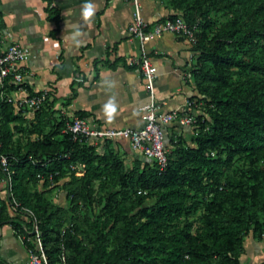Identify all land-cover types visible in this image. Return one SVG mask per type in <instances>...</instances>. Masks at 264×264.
Listing matches in <instances>:
<instances>
[{
  "label": "trees",
  "instance_id": "obj_1",
  "mask_svg": "<svg viewBox=\"0 0 264 264\" xmlns=\"http://www.w3.org/2000/svg\"><path fill=\"white\" fill-rule=\"evenodd\" d=\"M172 5L177 13L166 18L195 27L189 70L195 94L188 99L202 111L189 112L195 131L189 144L164 136L163 169L146 158L126 167L110 140H71L62 131L66 118L56 121L47 100L27 118L0 98L10 197L34 215L48 263L62 253L66 264H240L245 237L264 235V0ZM15 87L4 83L0 91ZM66 177L63 208L45 191ZM5 224L34 250L0 196Z\"/></svg>",
  "mask_w": 264,
  "mask_h": 264
},
{
  "label": "crops",
  "instance_id": "obj_2",
  "mask_svg": "<svg viewBox=\"0 0 264 264\" xmlns=\"http://www.w3.org/2000/svg\"><path fill=\"white\" fill-rule=\"evenodd\" d=\"M88 3L94 5L95 13L85 20L82 13ZM139 6L147 23L177 13L172 0H140ZM131 12L128 0H0V47L16 43L28 51L22 66L24 84L31 92L46 90L51 109L61 115L73 117L81 112V117L98 127L139 128L143 124L140 107L148 95L133 62L141 46L126 32ZM142 49L156 70L153 87L159 112L196 114L198 103L188 99L195 94L189 74L190 43L165 32L145 42ZM187 127L167 123L164 133ZM112 144L121 145L130 156L138 154L124 140ZM25 258L20 237L8 224L2 225L0 260L22 264ZM239 262L264 264V237L245 238Z\"/></svg>",
  "mask_w": 264,
  "mask_h": 264
},
{
  "label": "built area",
  "instance_id": "obj_3",
  "mask_svg": "<svg viewBox=\"0 0 264 264\" xmlns=\"http://www.w3.org/2000/svg\"><path fill=\"white\" fill-rule=\"evenodd\" d=\"M128 1L132 6V12L126 32L129 37L136 39L141 46V54L133 62L140 71L148 95V101L140 107L142 126L139 128L98 127L83 117L73 116L65 123L62 131L67 132L71 140L93 145L102 143L105 140L112 142L124 140L132 151L153 161L157 168L161 170L166 165L164 126L172 122L180 126H189L194 122V117L192 114L178 111L159 112V106L154 101L153 86L156 70L149 57L143 52L142 45L165 32L183 37L190 43L193 39L195 27L186 24L179 16L173 19L165 18L154 23H147L140 14V0ZM28 55V51L16 43H9L3 48L0 47V86L4 83L16 86L13 90L0 91V98L10 103L15 110L23 109L22 114L31 118L32 113L38 110L44 101L48 100V93L46 90H42L30 94L22 86L25 74L22 66ZM0 169L3 174L1 180L3 182V195L7 202V211L20 218L22 229L30 234L34 250L38 251L36 253L34 250L26 249V258L22 264H51L47 262L42 251L40 234L36 227L34 215L27 208L20 207L10 197L9 170L4 155H0ZM53 264H66L62 253Z\"/></svg>",
  "mask_w": 264,
  "mask_h": 264
},
{
  "label": "rangeland",
  "instance_id": "obj_4",
  "mask_svg": "<svg viewBox=\"0 0 264 264\" xmlns=\"http://www.w3.org/2000/svg\"><path fill=\"white\" fill-rule=\"evenodd\" d=\"M193 62H194V57H192L191 64H193ZM201 106H202V105H201L199 102H198V104L195 106L196 114H198V113H200V112L202 111V107H201ZM194 114H195V113H194ZM60 116H62L63 118H66L67 121H69V119L72 117V115H66V116H63V115H61L57 110H55V113H54V115H53L54 119L57 121V120L60 119ZM194 134H195V131H194V129H193V126H189V127L185 128V129L180 128V129L174 131L173 133H172V132H171V133H166V138H167L168 136H170V135L180 136L181 138L184 139V142H185V143L189 144V143H190V138H191ZM166 144H167V141L165 142V149H167ZM115 146H116V147H115ZM115 146H113V147H114V149H116L115 151H116V156H117V158H119L120 160H122L123 163H124V165H125L126 167H130L131 164H132V161H133L135 158H137V159H139V160H144V158L141 157V156L138 155V154H137V155H136V154H135V155H132V154H131V156H130V155L128 154V152H126V150H125L124 148H122L121 145L118 146L120 150L118 149L117 145H115ZM97 151L100 152L101 149L98 147V148H97ZM135 156H137V157H135ZM237 164H238L240 167H243L244 165H246V164L241 165V163H237ZM1 179H2V178H0V183H2V182H1ZM65 180H67V177L64 178V179H62V180H60L55 186L47 188L48 191H45V195H46L47 199H48L51 203H53V204H57V205H59V206H61V207H63V208H66V207L68 206L67 201H66L65 198H64V190H63V189L61 188V186H60L61 183L64 182ZM1 188H2V187H1ZM35 189H37V190H42V187H41L40 182H38V183L36 184ZM47 189H45V190H47ZM0 196H1L2 198H4V195H3V191H2V189H0ZM93 210H94V212H97V209L94 208ZM262 237H264V235H263ZM245 238H248V241L251 240V236H250V235H248V236L245 237ZM252 240H253V239H252ZM252 242H253V241H252Z\"/></svg>",
  "mask_w": 264,
  "mask_h": 264
},
{
  "label": "clouds",
  "instance_id": "obj_5",
  "mask_svg": "<svg viewBox=\"0 0 264 264\" xmlns=\"http://www.w3.org/2000/svg\"><path fill=\"white\" fill-rule=\"evenodd\" d=\"M94 13H95V7L93 4L88 3L84 5L82 15L85 20L91 18L94 15ZM77 35H79V32L77 33Z\"/></svg>",
  "mask_w": 264,
  "mask_h": 264
}]
</instances>
